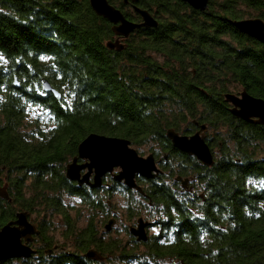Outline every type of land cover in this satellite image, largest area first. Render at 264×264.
Here are the masks:
<instances>
[{
  "label": "trees",
  "instance_id": "1",
  "mask_svg": "<svg viewBox=\"0 0 264 264\" xmlns=\"http://www.w3.org/2000/svg\"><path fill=\"white\" fill-rule=\"evenodd\" d=\"M109 2L141 22L133 3ZM138 6L158 27L135 30L117 51L107 47L117 37L112 23L89 0H0V186L9 197H0V228L28 212L39 231L30 258L2 264H264V124L236 118L225 101L230 84L264 99V44L234 24L264 18V0H210L205 11L182 0ZM202 125L217 131L207 133L212 166L167 137L170 129L187 135ZM92 133L156 144L168 156L162 169L174 161L169 172L140 180L152 207L129 201L131 218L158 217L161 229L146 242L107 243L94 222L80 229L71 215L65 196L89 209L107 207L100 188L66 176ZM175 174H193L203 197H179L170 185ZM55 215L76 250L55 255L63 248L55 243ZM90 248L103 261L82 254Z\"/></svg>",
  "mask_w": 264,
  "mask_h": 264
},
{
  "label": "water",
  "instance_id": "2",
  "mask_svg": "<svg viewBox=\"0 0 264 264\" xmlns=\"http://www.w3.org/2000/svg\"><path fill=\"white\" fill-rule=\"evenodd\" d=\"M89 1L95 13L113 25L112 30L117 39L107 42V47L110 49L124 50L126 47L125 40L137 29L158 27V19L149 10L138 6L141 0H123L126 4H134L135 11L141 16V22L131 21L109 0ZM182 1L200 11L207 10L210 2V0ZM234 24L242 33L264 44V20L262 18H246L235 21ZM44 88L46 91L53 90L48 81L44 82ZM54 93L57 96L59 94L56 90ZM225 97L228 102L232 103L231 112L235 116L243 120H252L264 124L263 98L255 97L246 90H243L240 95L227 93ZM255 118L256 120H254ZM202 128L205 129V127ZM167 137L175 148L196 157L204 165L212 166L214 164L213 153L207 143L205 134L201 131L193 135H184L170 129L167 131ZM79 160L87 162L80 164ZM85 168L88 169V172L82 175L81 170ZM115 169H120V171L114 173ZM160 172L161 170L158 168L153 154L143 157L131 146L129 140L98 133L88 135L79 144L78 156L66 168L67 178L79 185L86 184L92 188H99L102 185L103 176L110 173L114 174L115 180L123 182L126 187L136 189L141 194H143V190L137 183V177L152 179ZM92 173H94V182H90ZM0 197L9 198L6 186H0ZM147 225L148 223H143L140 220L138 227L132 230L138 240L144 242L148 240ZM38 234L39 231L33 223L30 213L19 212L15 220L0 228V264L11 259L30 258L35 253L30 243L33 241L34 236ZM84 256L90 260L102 259L101 255L95 250H89Z\"/></svg>",
  "mask_w": 264,
  "mask_h": 264
},
{
  "label": "rangeland",
  "instance_id": "3",
  "mask_svg": "<svg viewBox=\"0 0 264 264\" xmlns=\"http://www.w3.org/2000/svg\"><path fill=\"white\" fill-rule=\"evenodd\" d=\"M254 14H257V13L255 12ZM252 18H262V17L253 16ZM262 19L264 20V18H262ZM116 39H117V37H116ZM111 50H116V49H111ZM229 87H231L230 93H233L236 95H240L241 92L243 90H245V89H242V87H240V85H236V84H230ZM259 98H261V97H259ZM225 101L232 105L231 102H228L226 100V97H225ZM250 123H252L251 125H255V123H257V122H254L251 120ZM258 125H259V123H258ZM208 132L214 133L217 131L215 130L213 132L212 131H208ZM228 146H230L232 148L234 145L229 144ZM132 147L134 149H136L138 151V153L143 157H147L148 155L151 154L153 149H156L159 152L158 154H159V158L161 157V161H163V159L165 158L162 155L163 153H162L160 147H158L156 144L150 143L149 145H143V146H139V147L134 145ZM261 148H263V149L259 152L258 157L261 161H264V146ZM231 150L234 151V148H232ZM85 162H87V161L83 160V162H81V160H79L80 164H84ZM170 164L173 166L174 161L172 160L170 162ZM175 165H177V164L175 163ZM87 170H88L87 168L81 170V174L84 175L85 173L88 172ZM119 171H120V169H115L114 173L119 172ZM108 174H109V176H108ZM110 175L113 178H110ZM112 179H114V174L107 173L106 175L103 176L102 184L105 181H106V183H113ZM90 182H94V173H92L90 176ZM131 194L129 192L125 191V192H123L122 198H121V196L115 195L112 198L108 199V200L112 201V203H111L112 206L109 207V209L105 208V209H99V210L93 209V208L89 209L87 206H85L81 202V200H79L77 198L74 199V198H70V197L65 196L64 199L66 200L65 202L67 204H69V205L72 204V206H73V208L71 209V215L77 221L78 228H80V229L86 228L90 222H94V225L97 227V230L99 232V236L105 242L111 243L113 240H117L120 244L124 245V244H128L127 242L130 243V240H131L129 234H127V232H126V230L128 229V225L129 224L132 225V224L136 223L137 219L139 218V216H137L135 219H134V217L131 218V216L128 212V210H129L128 208L131 207V206L128 207L129 201L131 200V198H133V195H134V194H132V195ZM123 199H124V201H123ZM134 199L139 200V198H137V197ZM110 209L113 211H116L117 218H118L117 223H116L117 228L116 229L113 228V230L111 232H106L104 229V227H105L104 225H106L108 223V221H106V220H107V217L109 215H111V212L109 213ZM76 212H77V214H76ZM140 216H145V215L142 214ZM152 221H154V220L152 219ZM53 223H55V231H54L55 243H57V244L62 243L63 249L65 248L64 250H70V251L76 250V244L77 243H76V239L73 238L74 236L73 237H64V233L66 232L67 229H66V226H65L63 219L60 216L55 215V218L53 219ZM152 232H154V234L157 233V231H152ZM117 237L119 239H116ZM84 253H87V251L82 252L83 255H84ZM106 263H107V261H106ZM165 263L166 262L164 261L163 264H165ZM169 263L177 264V262L173 261V260H171V262L170 261L167 262V264H169ZM109 264H117V261H115V262L111 261Z\"/></svg>",
  "mask_w": 264,
  "mask_h": 264
},
{
  "label": "flooded vegetation",
  "instance_id": "4",
  "mask_svg": "<svg viewBox=\"0 0 264 264\" xmlns=\"http://www.w3.org/2000/svg\"><path fill=\"white\" fill-rule=\"evenodd\" d=\"M229 104V103H228ZM230 106H229V109H230V111H231V108H233V105H231V104H229ZM232 113V112H231ZM233 114V113H232ZM233 116H235L234 114H233ZM236 118H238L237 116H235ZM238 119H240V120H242V121H244V122H246V123H249V124H252V123H250V121H247V120H243V119H241V118H238ZM254 120H256V118L254 119ZM260 124V123H259ZM255 125H258V123H255ZM202 127H205V129H203ZM199 131H201L202 133H204L205 134V137H206V140H207V132H208V129H207V127L205 126V125H202L201 126V128L200 129H197V131L195 132V133H197V132H199ZM195 133H192V134H187V135H193V134H195ZM184 153V152H183ZM151 154H153L154 155V157H155V160H156V164H157V166H158V168L161 170V172H164V171H162V170H165V171H168L169 172V169L170 168H168V167H170V164H169V162H166L165 163V165L163 166L164 168L162 169V161H161V159H158L157 158V156H156V154L155 153H153V152H151ZM184 154H186V153H184ZM186 155H188V154H186ZM190 156V155H189ZM190 157H192V158H195V159H197L196 157H194V156H190ZM165 159L166 160H168V156H165ZM198 160V159H197ZM199 161V160H198ZM81 162H83V160H81ZM201 162V161H200ZM202 163V162H201ZM157 177V176H156ZM155 177V178H156ZM109 178V177H108ZM111 178H113V177H111ZM145 180L146 178H142V177H140V178H138L137 177V183H138V185L140 186V180ZM153 179V178H152ZM113 180V183H106V181L102 184V186L101 187H99L100 188V190H99V192L101 193V195H105V202L107 203V209H109V207H111L112 206V201L111 200H108V199H110V198H112L113 196H121V198L123 197V192H125V191H127V192H131L132 194H134L133 195V199L134 198H139L140 199V201L142 202V203H145V204H148L149 205V207H152V205H153V202H152V200L148 197V196H145V195H143V194H141L139 191H137L136 189H129L128 187H126L125 185H124V183L123 182H119V181H117V180H115V179H112ZM116 182V183H115ZM111 184V185H110ZM116 184H119L120 186H122V185H124L125 187H126V189H123L122 187L121 188H118L117 186H116ZM84 185H86V184H84ZM170 185L173 187V189H174V191H175V193H177L178 195H179V197H181V196H183V195H185L186 193H190V194H193V195H196V194H198V191L200 190V188H199V185H200V183H199V181H198V179H195V177L193 176V174H190V175H188V176H182L181 174H175L174 175V177L172 178V180H171V182H170ZM81 186H83V185H81ZM86 186H89V185H86ZM110 186V187H109ZM105 187H109L108 189L109 190H107V189H104ZM92 188V187H91ZM107 195H109L110 197L108 198L107 197ZM200 197H203V194L202 193H200V194H198ZM107 197V198H106ZM123 201H124V199H123ZM130 205H128V207H129ZM129 210L131 209V207L130 208H128ZM129 210H128V212H129ZM111 212V215H109L108 217H107V220L106 221H108V223L106 224V225H104L105 227H104V229H105V231L106 232H111L112 230H113V228L114 229H116L117 228V220H118V218H117V214H116V211H113V210H109V213ZM108 213V212H107ZM130 214V213H129ZM143 215H145V216H140L139 215V218L137 219V222L136 223H134V224H129L128 225V229L126 230V232H127V234H129V236L130 237H133V238H135L137 241H139L138 240V237L137 236H135L133 233H132V230H134V229H136L137 227H138V225H139V221L140 220H142L143 221V223H148V225H147V227H146V232H147V234H148V238L151 236V235H153L154 234V232H152V231H157V232H159V230L161 229L160 228V226L159 225H157V224H159L158 223V217L157 216H155V212L152 214V215H150V214H147V213H145V212H143L142 213ZM141 214V215H142ZM131 215V214H130ZM151 219V220H150ZM152 219L154 220V221H152ZM107 226H109V228H107ZM116 239H119L118 237L116 238ZM59 248H57V252H56V254L55 255H59L60 253H63V252H65L66 250H64L63 248L62 249H59ZM89 250H91V248L89 249ZM88 251V250H87ZM85 254V253H84ZM103 261V260H102Z\"/></svg>",
  "mask_w": 264,
  "mask_h": 264
}]
</instances>
